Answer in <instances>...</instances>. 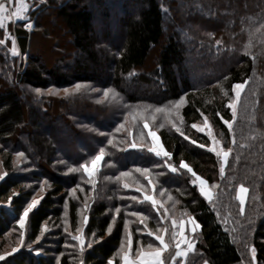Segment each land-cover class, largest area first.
Segmentation results:
<instances>
[{
	"label": "trees",
	"instance_id": "obj_1",
	"mask_svg": "<svg viewBox=\"0 0 264 264\" xmlns=\"http://www.w3.org/2000/svg\"><path fill=\"white\" fill-rule=\"evenodd\" d=\"M28 1L35 28L9 25L27 53L20 71L0 41V264H122L129 233L134 257L162 235L165 264H264V0ZM60 28L72 44L57 43L49 65L43 44ZM205 120L231 149L227 162L193 127ZM145 121L170 157L150 151ZM100 148L88 178L82 165ZM182 163L213 188L211 201ZM189 217L201 228L183 262L175 245Z\"/></svg>",
	"mask_w": 264,
	"mask_h": 264
},
{
	"label": "snow or ice",
	"instance_id": "obj_2",
	"mask_svg": "<svg viewBox=\"0 0 264 264\" xmlns=\"http://www.w3.org/2000/svg\"><path fill=\"white\" fill-rule=\"evenodd\" d=\"M16 2H22V0H7V3L6 2H0V29H3L5 27V21H12L13 17L22 18L21 17V9L20 8H16V10L13 12V11H10V9L8 7V4H12V3H16ZM28 27H31V25L29 24ZM15 51H16V49H15V46L13 45V52L15 53ZM79 87H80L79 85L76 86L77 90L79 89ZM234 87L236 89V96L239 97V95H240V91L239 90L243 87V85L242 84H236ZM37 91L39 92L40 90L37 89ZM65 92L67 93L68 90L65 89ZM105 95H107V92L105 93ZM229 107L233 108V116H234L235 115V109H234L233 105H229ZM157 111H160V109H157ZM224 123L228 125L229 129H231L232 125H231V123L229 121L225 120ZM121 127H123V125H121ZM143 127L145 129H148L147 135L149 137H151L152 147L150 148V151L152 153H154L157 157H160V156L170 157L171 153L168 152V151H165L163 149V147L159 143L157 133L151 130L150 125L148 124L147 121H145V123L143 124ZM193 127H197V125L194 124ZM118 131H119V129H118ZM177 131H179V129H177ZM200 131H204V129H200ZM208 135L211 136V133L209 132ZM212 139H213V141H215L214 137ZM108 143H111V141H108ZM130 147L131 148H137V147H144V145H138L136 143H132L130 145ZM200 147L203 148V147H205V145L201 144ZM210 150L213 153H215L217 157H222L224 162H227L228 157H229V153L231 151V149H228L227 151H225L223 149H219L218 150V148L215 147V146L211 147ZM20 155H23V153H20ZM104 157H105L104 149L100 148L98 154H96L91 159V166H89L88 163H84L82 165L83 172L87 173L91 177L92 174L94 173V170L97 168V165H99L101 163V161L104 159ZM165 162L167 163V167L169 169H171L173 172H175L177 170L171 163H168L167 161H165ZM182 167L186 168L191 173V175L193 177V179L191 180V183L193 185H197V183H198V188H199L200 193H202L204 197H206L209 201H211L212 200V193L210 192L209 188L206 187L207 181L205 179L201 178L200 176H198L186 163H182ZM70 171H77V169L73 168V169H70ZM138 171H143V172L147 173L148 169H146V168L145 169H138ZM220 172L221 173L224 172V167L223 166L220 167ZM121 175L126 176V175H128V173L124 172ZM124 187L128 188L129 185L127 183H125ZM72 191L75 192V188ZM246 191L247 190L243 187V185H241L240 192L244 193ZM132 199L135 200L137 198L133 197ZM145 199L147 201H151L153 205H155L157 203V201L155 200V198L152 195H145ZM240 202H241V205H243V203H244V196L243 195L240 196ZM37 203H38V200L33 198L31 203H29L27 205V207H25L23 209V214H22V216L19 219V224H20L21 228L24 227L25 219L28 217L29 212L31 211V209H33L37 205ZM85 206H87V205H85ZM119 211H120V209L117 208L116 212L119 213ZM132 215L133 216H141L142 214L139 213V212H132ZM87 221H88V217L84 216L83 220H82V223L86 224ZM173 223H175V222H173ZM192 225H193V231H194L195 227L198 226L196 224L195 220L192 221ZM65 231H67V229H65ZM77 231L82 233L83 232V228L81 227V228L77 229ZM108 231H111V229L109 228ZM176 235H177L176 233H173V238L174 239L176 238ZM73 239L78 241L81 246H83L84 243H85V237H84L83 234L76 235V236L73 237ZM155 239L160 241L161 244L164 243V238H163L162 235H156ZM185 239H186V237L184 236L183 231H181L179 233V239L177 240V243H176L175 247L177 249H179L181 243H183L185 241ZM21 240H23V236H21ZM132 243H133L132 242V236L129 233L127 235V238H126V245L122 246V248H121L123 264H164L163 260L160 259L161 253H160L159 249H157L155 252H150V253L149 252H144L141 249L138 252L139 260H137V261L130 260L129 256H128V249H131ZM167 246L168 245H166V244L164 245L165 248ZM191 247H192L191 242H189V248H191ZM81 250H83V248ZM13 251H15V249H13ZM255 251L256 250L253 248L252 249L253 256H255ZM176 254H177V256H179L182 253L177 251ZM3 259H4V257L0 256V260H3ZM108 264H112V261L109 260Z\"/></svg>",
	"mask_w": 264,
	"mask_h": 264
},
{
	"label": "rangeland",
	"instance_id": "obj_3",
	"mask_svg": "<svg viewBox=\"0 0 264 264\" xmlns=\"http://www.w3.org/2000/svg\"><path fill=\"white\" fill-rule=\"evenodd\" d=\"M0 2H6L7 3V0H0ZM29 1L28 0H22V2H16V3H12V4H8V7L10 9V11H15L16 8H20L21 9V17L22 18H16V17H13V20L12 21H5V27L3 29H0V41L1 42H7L8 40L11 42L10 43V50H11V53L13 55H17L18 56V63H17V70L20 71L21 69V66L20 65H24L26 63V59H27V53H24L22 54L20 49L18 48V45L16 44V41H15V37L13 34H11L10 32V28H9V25L10 24H15L16 22L18 21H25V27L29 30V31H32L34 28H35V23H34V19H31L30 16H29ZM105 6H107V4L105 3ZM101 8L103 9V7L101 6ZM49 13V12H47ZM120 13L118 12V15ZM49 21L54 24V21L53 19H49ZM31 25V27H28V25ZM14 26V25H13ZM45 30H41L39 33L38 36H45L44 34ZM38 36L35 35L33 37V42H37L38 40ZM72 36L70 33H68V31L65 29H62L60 28L59 31L55 32L53 34V39H51V42L49 41L48 43H44L43 46L45 47L44 50H46L45 52H43V57H44V60L47 61V63H49V65H52L56 62L57 60V56H55L54 54H52V50L55 45L57 43L60 44V46L62 47H66L68 44L70 46V44H72ZM13 45L15 46V53L13 52ZM48 51V52H47ZM76 56V55H75ZM78 56H76L77 58ZM189 65V62L188 63H185L184 64V68H187ZM243 87L239 90L240 91V95L245 87L244 84H242ZM58 94H62L63 92L62 91H57ZM235 95H236V89H235ZM239 95V97H240ZM239 97L236 96L235 100L231 103V105H233L234 109L236 110V107H237V104L239 102ZM231 123V122H230ZM195 125H197V127H194L197 131H200V129H204V131H200L202 133H205L207 134V136L210 138L211 140V143H210V148L215 146L219 149H224L223 145H222V142L220 141L219 137L216 136L214 130L212 129L211 125L209 124L208 120H205L203 122H199V123H194ZM193 124V125H194ZM232 125V123H231ZM151 128V127H150ZM152 131L156 132L155 130L151 129ZM147 132H148V129H147ZM211 133V136L208 135V133ZM157 133V132H156ZM157 136H158V140H159V143L160 145L163 147V149L165 151H167L165 149V147L163 146V143L157 133ZM215 138V141H213L212 138ZM151 139V137H149ZM151 147H152V143H151ZM226 151V150H225ZM163 157V156H162ZM223 160V159H222ZM102 162V161H101ZM89 166H91V162L88 163ZM101 168V163L99 165H97V168L94 170V173L92 174V176L90 177L87 173H85V175L88 177V178H95L98 170ZM186 169V168H185ZM199 176V175H198ZM201 177V176H200ZM203 178V177H201ZM204 179V178H203ZM206 187L209 188L210 192L212 193V197H213V194H214V190L213 188L208 184H206ZM245 188V187H244ZM243 195L244 196V199H245V196H246V192L244 193H241L240 192V196ZM42 195L40 196H37L35 199H37L38 201L40 200ZM188 220V222H187ZM193 217H189L187 218L186 220H183L181 223H180V226H181V231H183V228L186 227V222L189 223H192L193 221ZM180 230L178 232H181ZM185 232V231H184ZM188 229L186 230V234H188ZM185 242V241H184Z\"/></svg>",
	"mask_w": 264,
	"mask_h": 264
},
{
	"label": "crops",
	"instance_id": "obj_4",
	"mask_svg": "<svg viewBox=\"0 0 264 264\" xmlns=\"http://www.w3.org/2000/svg\"><path fill=\"white\" fill-rule=\"evenodd\" d=\"M194 219V218H193ZM195 220V219H194ZM196 221V220H195ZM187 222H188V220H187ZM186 222V227H184L183 228V233H184V236L186 237V239H185V242H183V243H181V245H180V248L179 249H177L176 248V253H177V251H179V252H181L182 254L181 255H179V256H177V257H179V258H182L183 259V262L185 261V259L187 258V255L189 254V252H191L192 250H193V246H194V244H193V241H192V238H191V234H193L195 231H197V230H200V228H201V225L196 221V224L198 225V226H196L195 227V230L193 231V225H192V223H190V221H189V223H187ZM188 229V234H186V230ZM179 230L181 231V226H180V228H179ZM185 231V232H184ZM179 233L180 232H178V237H177V240L179 239ZM164 238V237H163ZM177 240H176V243H177ZM189 242H191V245H192V247L191 248H189ZM168 245L166 242H165V240H164V243L162 244V247H160V248H155V249H150V250H144V252H155L157 249H159L160 250V253H161V255H160V259L161 260H163V262H164V264H165V260H164V253H165V251H166V249L168 248V246L165 248L164 247V245ZM177 255V254H176ZM128 256H129V259L130 260H132V261H137V260H139V255H137L136 257H134L130 252H128ZM122 264H123V261H122ZM170 264H175V262L174 261H172V262H170ZM203 264H210L209 262H205V263H203Z\"/></svg>",
	"mask_w": 264,
	"mask_h": 264
}]
</instances>
